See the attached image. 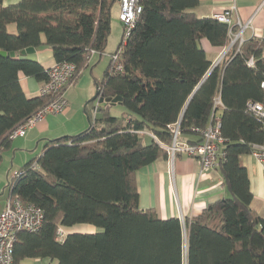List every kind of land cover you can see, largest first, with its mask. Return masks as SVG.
Masks as SVG:
<instances>
[{"label": "trees", "instance_id": "obj_1", "mask_svg": "<svg viewBox=\"0 0 264 264\" xmlns=\"http://www.w3.org/2000/svg\"><path fill=\"white\" fill-rule=\"evenodd\" d=\"M0 0V51L51 47L56 62L86 66L89 49L104 52L116 0ZM142 12L121 53L123 70L108 64L96 89L121 96L127 113L102 118L88 128L46 144L34 162L18 170L9 191L35 204L44 218L36 232L20 231L13 264L26 258L55 259L57 264H264V216L250 208L252 193L241 155L251 144H264V128L246 111L248 101H264V39L232 43L209 71L210 59L200 45L227 47L237 29L216 17L197 16L199 0H141ZM14 23L15 31L7 25ZM121 42L119 43V45ZM118 45V46H119ZM254 56V66L246 60ZM44 82L47 72L28 55H0V144L10 131L47 100L28 98L19 73ZM220 103H215L216 99ZM219 113L224 138L219 160L228 196L208 203L197 216L159 218L139 207L134 174L166 158L147 134L169 142L168 125L180 118V137L194 141L211 113ZM88 112V111H87ZM89 114V113H88ZM90 115V114H89ZM195 134L196 139H187ZM91 224L94 232L58 227Z\"/></svg>", "mask_w": 264, "mask_h": 264}, {"label": "crops", "instance_id": "obj_2", "mask_svg": "<svg viewBox=\"0 0 264 264\" xmlns=\"http://www.w3.org/2000/svg\"><path fill=\"white\" fill-rule=\"evenodd\" d=\"M17 1L19 0H8V3ZM232 4L235 6L232 20L248 24L243 31L245 39L250 37L261 39L264 36V0H199V5L193 9V12L200 17H215V14L224 11ZM119 8V0H116L111 10L117 9L119 13ZM41 40L42 45L27 55L36 59L43 69L47 70L56 61L51 47L44 43V36ZM199 42L211 64L217 61L225 48L211 45L206 38H201ZM96 54L92 56L91 62L85 68L90 67ZM96 67L97 65L90 67L88 72H84L83 68L76 80L65 89L68 104L62 113L48 114L43 120L28 128L24 136L13 137L0 144V189L4 186L5 180L8 182L15 171L28 162L36 161L46 144L66 135H74L88 128L89 122L95 120L93 119L94 103L89 100L97 90L96 82L100 81L103 76V73L101 75V71ZM19 83L25 95L31 98L38 95L43 82L20 72ZM105 105V102L101 104L103 110ZM109 109L105 110L109 111ZM87 117H89L88 121ZM186 138L196 139L197 136L191 134ZM240 161L249 177L252 193L250 208L254 213L264 216V171L250 153L241 155ZM170 166L168 157H159L137 169L134 174L139 207L153 209L159 218L178 217L181 220L185 217L197 216L202 213L208 203L229 194L223 175L217 167L201 172L198 160L183 154H178L174 159L172 171ZM10 171L12 173H9ZM6 185L8 188L7 183ZM4 206L5 203H2L0 212ZM62 229L64 235L70 232H94L96 230L91 224L62 226ZM38 259L26 258L23 264H57L55 259Z\"/></svg>", "mask_w": 264, "mask_h": 264}, {"label": "built area", "instance_id": "obj_3", "mask_svg": "<svg viewBox=\"0 0 264 264\" xmlns=\"http://www.w3.org/2000/svg\"><path fill=\"white\" fill-rule=\"evenodd\" d=\"M119 5L118 19L122 26L121 44L116 50L108 54L110 68L113 72H121L123 70L121 63L123 46L126 40H128L135 22L143 10L141 0H119ZM233 12H235L234 4L224 11L215 14L218 20L225 22L229 27L233 25L237 26V29L230 33L229 45L223 48L221 56L214 62L216 64L222 59L232 43H237L239 48L243 41H245L243 31L248 24H241L239 20H236V22L233 21ZM261 39H264V36ZM96 53L94 49H89L84 57L83 64L87 66L91 62L92 56ZM246 63L248 66H254V56H250L246 60ZM77 71L76 64L70 61L55 62L50 66L46 70L47 79L38 90V95L46 96L47 100L29 117L10 131L8 135L9 139L24 136L28 128L43 120L48 114L62 113L68 104L65 89L75 81ZM259 86L264 93V79L260 82ZM215 103H220V100L217 98ZM246 111L264 128V101H248L246 103ZM179 124L180 118L168 125V129L171 132L169 142L161 141L150 131L136 130V132L149 135L164 148L171 164V171L173 169V161L178 154L196 158L199 162L201 172L216 167L219 160L224 157V152L221 148L224 138L220 131L221 121L219 113L213 110L208 123L204 127L194 128L199 134L198 139L194 141L180 137ZM250 154L256 159L264 171V144L252 143ZM17 174L18 170L9 179V186ZM43 218L44 214L41 207L32 203H24L18 195L12 194L9 191L5 206L0 212V264H13V245L17 233L24 230L29 232L38 231L42 225ZM181 221H183V218ZM58 235L60 239L64 236L62 226L58 227Z\"/></svg>", "mask_w": 264, "mask_h": 264}, {"label": "rangeland", "instance_id": "obj_4", "mask_svg": "<svg viewBox=\"0 0 264 264\" xmlns=\"http://www.w3.org/2000/svg\"><path fill=\"white\" fill-rule=\"evenodd\" d=\"M3 4H8V0H4ZM110 33L107 39V44L105 46L104 52L101 55L96 54L94 61L91 63L90 67H93L94 65H97V70L101 71V75L104 72V70L106 69L107 65H108V56L107 54L109 52H113L114 50H116V48L118 47L119 43L121 42L122 39V26L119 22L118 19V11L117 9H112L111 10V18H110ZM7 29L10 32H14L15 31V25L14 23H10L7 25ZM101 57V58H100ZM95 62V64H94ZM84 68L83 71H89V68ZM109 113L112 116H122L125 113H127L126 108L121 105L120 103H116L114 105H112L109 109ZM79 133V132H78ZM9 173H12V171H10ZM8 182H6L5 180V184L4 186L0 189V207L2 205V203H6V197L8 194V188L7 185ZM38 260H45V258H39Z\"/></svg>", "mask_w": 264, "mask_h": 264}, {"label": "water", "instance_id": "obj_5", "mask_svg": "<svg viewBox=\"0 0 264 264\" xmlns=\"http://www.w3.org/2000/svg\"><path fill=\"white\" fill-rule=\"evenodd\" d=\"M35 50L34 47H26L23 48L19 51H10V52H5L3 50L0 51V55L1 56H5V57H14L17 55H27V54H31L33 53ZM216 65V63H213L211 66V69ZM121 100V96H108V97H104L98 90L95 91L94 95L90 98L89 101L93 102V109L95 110V114L93 115V119H100L102 118V106L101 104L103 102L106 103V105L104 106L105 109H109L110 106L120 102ZM89 120V117H87V121Z\"/></svg>", "mask_w": 264, "mask_h": 264}]
</instances>
